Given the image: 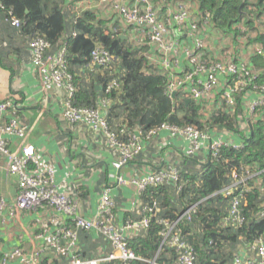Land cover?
<instances>
[{"label": "built area", "instance_id": "2783aa9c", "mask_svg": "<svg viewBox=\"0 0 264 264\" xmlns=\"http://www.w3.org/2000/svg\"><path fill=\"white\" fill-rule=\"evenodd\" d=\"M63 1L65 11H100L97 7L86 10L85 0H55ZM134 5L119 0H100L102 9L108 14L102 19L106 22V33H114L119 38L124 37L136 48H144L143 56L153 68L167 78L165 94L169 97L179 92L186 100L199 103L220 88L218 75L224 77L221 100L228 106L235 105V95H241L249 99L246 105V114L256 116L259 107L264 106V83L257 84V73L248 63L235 60L217 61L203 60L205 43L200 39V18L198 12L194 15L195 2L190 0H134ZM197 7V6H196ZM14 29H19L21 21L9 15L6 21ZM207 22V21H203ZM201 22V23H203ZM173 26L175 34H180L189 41L192 47L183 49V54L189 66L186 71L179 74L170 67L171 57L178 53L181 42L171 41ZM185 30V31H184ZM75 37V33H71ZM50 44L43 38L35 37L27 41V50L30 61L36 70L43 89L65 90L66 97L63 103L62 120L70 125L84 124L94 134H101L106 145L116 153V159L112 163L115 170H120L139 156L146 144L150 143L162 131H166L170 138L184 140L186 143L183 156L193 158L201 156L202 150L207 148L210 158H216L220 149L229 147L242 148V142L233 140L223 141L222 138H212L213 133L222 132L224 129L209 128L199 129L193 125L176 126L162 123L149 130L145 136L135 131L127 141L118 139L116 133L111 131L101 109L111 104L108 99L102 100L97 109L81 108L72 104L74 86L71 83V75L67 69L66 46L61 45L55 55L45 58ZM253 55L264 58V45L255 46ZM152 55V59L151 56ZM155 56V59H153ZM113 60L110 53L95 43L90 54V63L94 68H106ZM153 60L155 62H153ZM159 60V62H158ZM200 77H204L202 81ZM118 88L116 80L110 81L105 88V94ZM253 95L255 98H250ZM174 97L172 99H174ZM14 99L8 97L0 102V158L8 160V171L17 178L16 203L7 208L6 202L0 199V213L7 212L10 218L18 216V212L24 210H47L50 212L49 224L42 225V233L38 236L44 244L32 254L25 256L23 250L16 248L10 253L3 254L0 264H7L9 260L24 257L25 264H37L46 258V254H53L52 260L47 264H136L143 261L131 250L129 245V232H143L150 224L151 219H156L159 211L158 203L153 201L141 208L142 216L135 221L118 224L115 214V205L109 193L104 191L100 197L95 214L91 218L81 216L78 212L77 190L60 191L55 183L54 172L50 168H43L32 145L21 146L18 151L11 152L8 147V137L24 139L27 126L21 124L14 110ZM202 107V106H201ZM10 112V118L8 116ZM241 113L238 117V126L247 127L250 117ZM125 128H120L123 133ZM245 137V136H240ZM199 156V157H200ZM264 171L241 169L231 172V182L224 187L219 194L228 199L227 214L222 219V226L242 227L246 218L242 210L243 194L249 191L246 181L259 177ZM263 176L258 179L260 185L264 182ZM121 186L132 185L140 195L146 190L163 185H172L176 193L182 190L185 182L181 176L177 163H169L157 171L134 175L129 181L121 177L117 178ZM259 216L264 217V204L260 205ZM197 211V204L187 208L175 221L157 219L162 226L161 248L173 251L175 259L162 264H197V256L194 248L184 239L177 223L180 219L190 222L192 215ZM94 232L111 248L109 254H102L94 258H86L81 254L79 243L80 233ZM46 255L42 258V256ZM147 264H160L155 261H145ZM231 264H264V238H260L251 245L240 248L234 254Z\"/></svg>", "mask_w": 264, "mask_h": 264}, {"label": "trees", "instance_id": "16d2710c", "mask_svg": "<svg viewBox=\"0 0 264 264\" xmlns=\"http://www.w3.org/2000/svg\"><path fill=\"white\" fill-rule=\"evenodd\" d=\"M190 1L197 4L200 24L207 21L222 33L243 37L247 44L264 45V0ZM64 3L51 0H0V20L21 40L40 37L48 42L50 49L45 54L47 59L55 55L61 45L66 46L67 69L75 89L72 104L97 109L102 100H110L111 104L104 109L103 115L119 140L127 141L135 131L143 137L162 123L238 131V115L244 111L242 93L235 95V105L231 108L220 98V108L203 120L200 103L190 101L186 104L179 92L174 99L165 94L167 78L148 64L143 56V47L136 48L116 34L106 33V22L94 12L65 11ZM10 14L21 21L19 29L12 28L6 22ZM240 25L245 26L244 30ZM72 32L75 37H71ZM95 43L113 57L106 68L96 70L91 66L90 54ZM207 57L208 54L204 53L202 58L205 61L218 60ZM247 63L259 73L257 84H263L264 58L252 53ZM112 80L117 81L118 88L105 94L106 85ZM217 96L220 97V94ZM256 115L258 118L250 119L245 137L241 138L242 148L224 147L216 158L208 157L203 163L195 159L198 157L184 158L183 169L177 163L185 182L179 193L172 185H163L140 194L143 206L155 201L159 211L145 231L135 238H129L131 250L143 260L136 264H147L145 261L162 264L175 259L173 251L160 249L162 226L157 219L175 221L193 204H197V211L191 221L180 219L177 228L196 251L197 264H231L239 247H247L264 238V217L259 216V207L264 204V182L258 185V179L264 177V173L245 182L249 187L242 200L246 222L240 228L222 226L228 199L219 194L230 184L233 170L239 173L244 168L250 173L264 171V106L259 107ZM120 128H125L123 133H119ZM141 216L142 212L136 219L126 222L138 220ZM2 258L3 254L0 253V263Z\"/></svg>", "mask_w": 264, "mask_h": 264}, {"label": "crops", "instance_id": "0c3cea01", "mask_svg": "<svg viewBox=\"0 0 264 264\" xmlns=\"http://www.w3.org/2000/svg\"><path fill=\"white\" fill-rule=\"evenodd\" d=\"M85 1L86 10H93L94 6L100 9L94 12L100 18L108 14L102 9L100 0ZM119 1L129 5L135 4L134 0ZM194 6L192 11L195 15L197 7ZM75 12L80 13V10L76 9ZM239 27L242 30L245 28L244 25ZM170 31L173 34L171 41L174 44L175 41L181 42L178 53L172 55L170 61L172 70L179 74L181 71H186L189 66L183 49L192 47V44L187 37L175 34L173 26L170 27ZM200 39L205 43L204 53L208 54V59L223 58L235 61L238 59L247 63L256 45L247 44L243 37L222 33L208 22L201 24ZM150 56L152 59V55ZM89 76L91 77L90 74ZM200 79L205 80L204 77ZM218 79L220 88L199 102L202 106L200 116L203 120H207L208 114L221 106L220 97L217 95L221 94L224 88V77L218 75ZM8 97L14 99L16 104L14 110L19 122L27 126L24 139L8 137L9 150L15 152L21 146L32 145L42 167L50 168L54 172L55 183L60 191H79L78 212L86 218H91L95 214L102 193L107 191L114 202L118 224L136 219L143 207L140 195L132 185H119L117 178L121 177L129 181L134 175L157 171L169 163H178L183 169L186 162L183 156L186 146L184 140L172 139L166 131H162L145 145L143 152L135 160L120 170L113 169L112 163L116 159V153L108 148L105 138L100 133H92L84 124L70 125L62 120L65 90L42 88L40 78L31 65L27 38L22 40L17 38L8 25L0 20V102ZM249 97L255 98L253 95ZM248 103L249 99L243 97L242 106L246 118L249 116L246 114ZM100 111L104 114V109L100 108ZM10 112L11 110H8L6 119L11 117ZM249 117L252 121L258 118L257 115ZM247 128L248 126L245 128L238 126L237 132L222 130L211 136L213 139L222 138L223 141L233 140L235 143H240V136H245ZM199 156L195 159L205 162L209 157L207 148L202 150ZM7 166L8 160L0 158V199H3L7 208H10L16 203L17 178L9 173ZM49 217L50 212L42 209L20 211L15 218H10L7 212L0 213V253H10L20 248L25 256H28L41 248L44 241L38 236L42 233V225L47 223L50 226ZM140 234L141 232H129L130 239ZM79 243L81 254L86 258L112 252L106 242L94 232L80 233ZM46 255L47 257L37 264H47L52 260L53 254ZM56 263L55 259L53 264ZM7 264H25V260L24 257L15 258L9 260Z\"/></svg>", "mask_w": 264, "mask_h": 264}, {"label": "water", "instance_id": "95a60500", "mask_svg": "<svg viewBox=\"0 0 264 264\" xmlns=\"http://www.w3.org/2000/svg\"><path fill=\"white\" fill-rule=\"evenodd\" d=\"M121 39H125L124 37H121ZM174 97V94L172 95V98ZM185 103H189V100H186Z\"/></svg>", "mask_w": 264, "mask_h": 264}, {"label": "rangeland", "instance_id": "374dc122", "mask_svg": "<svg viewBox=\"0 0 264 264\" xmlns=\"http://www.w3.org/2000/svg\"><path fill=\"white\" fill-rule=\"evenodd\" d=\"M51 1H55V0H51ZM206 108H207V106H206ZM206 108H205V109H206ZM228 247H229V245H228L226 248H228Z\"/></svg>", "mask_w": 264, "mask_h": 264}, {"label": "bare ground", "instance_id": "6f19581e", "mask_svg": "<svg viewBox=\"0 0 264 264\" xmlns=\"http://www.w3.org/2000/svg\"><path fill=\"white\" fill-rule=\"evenodd\" d=\"M33 212V211H32Z\"/></svg>", "mask_w": 264, "mask_h": 264}]
</instances>
